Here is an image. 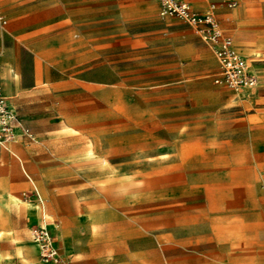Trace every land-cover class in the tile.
Instances as JSON below:
<instances>
[{
  "label": "rangeland",
  "instance_id": "obj_1",
  "mask_svg": "<svg viewBox=\"0 0 264 264\" xmlns=\"http://www.w3.org/2000/svg\"><path fill=\"white\" fill-rule=\"evenodd\" d=\"M142 1L0 0V44L25 49L24 77L33 50L52 55L35 86L54 106L24 107L58 120L15 127L43 203L8 172L0 191L44 204L60 256L41 260L40 217L4 198L0 264H264V0H204L257 76L252 95L224 88L236 106H214L213 55L191 26Z\"/></svg>",
  "mask_w": 264,
  "mask_h": 264
},
{
  "label": "crops",
  "instance_id": "obj_2",
  "mask_svg": "<svg viewBox=\"0 0 264 264\" xmlns=\"http://www.w3.org/2000/svg\"><path fill=\"white\" fill-rule=\"evenodd\" d=\"M187 2L190 7L200 13L206 12L204 11L208 6H205L204 0H194L193 2ZM143 8L147 11H151V9L157 8V14L159 17H161L158 13L159 10V5L157 2L154 0H143L142 1ZM192 5V6H191ZM214 6L209 4V7ZM214 12V11H213ZM166 17V16H165ZM191 28L194 30L195 34L200 38V36L197 34L195 29L191 26ZM223 29V28H222ZM226 34H228L231 38L232 36L225 30L223 29ZM16 35L20 36L22 35L21 33H17ZM201 39V38H200ZM202 40V39H201ZM233 40V38H232ZM204 41V40H202ZM205 42V41H204ZM207 45L209 51L213 55V52L211 48L208 46V44L205 42ZM234 44V41H233ZM0 92L1 94L3 93V96L6 98V102L8 104V107L17 115V120H18V125L21 127H34V126H48V125H56L58 124L57 119H53L51 115L48 113L49 112V107L44 109L40 108V113L36 112V110H26L24 106H54L53 102V97L54 94L51 92L50 89H45V88H37L35 85L39 83H45L42 80V72L44 69L49 70V63H53L50 57H52L51 53L44 51L42 49H39V47L35 50H33V63H32V70L31 71V76L30 77H24V70H26L27 63H26V55H25V49L18 45V42H15V40H2L0 44ZM235 47V45H234ZM242 56L246 58V56L242 53H240ZM178 57L183 58L186 57V51L185 50H178ZM23 58V59H22ZM45 58V59H44ZM55 61V60H53ZM211 64L215 66L214 73L212 74V82L216 86L214 89L207 88V93H210L214 95V106H236L235 103V98L234 96L227 91L224 88H227L223 85L216 84L214 82V77L218 73V64L215 59V56L213 55V60L210 59ZM56 66V65H55ZM57 67V66H56ZM58 69V68H57ZM187 72V71H186ZM184 71H181V75L183 76ZM48 76V75H47ZM257 88H251L249 94H243V95H252L253 90ZM229 89V88H227ZM222 100V104L219 105L217 103L218 101ZM72 106V105H71ZM45 111V112H44ZM39 113V115H37ZM41 113H47L46 115H42ZM56 123V124H55ZM61 124H66L64 121H59V126ZM67 125V124H66ZM19 139L16 138L15 140L10 141L7 144L6 148H0V158L1 156H5L7 158L6 154L10 155L11 157L14 156L13 153L10 151L14 147V149H20L22 153L24 154L26 160L30 161L31 158H33V153L29 152V149L27 146H23L24 149L26 150V154L24 150L15 145L14 143L18 141ZM22 145V144H21ZM9 159V158H7ZM13 162V161H12ZM10 160L8 161L7 164L12 163ZM31 162V161H30ZM15 163V162H13ZM1 165V164H0ZM20 165V166H19ZM25 165L28 166L29 164L27 161L25 162ZM31 165L33 168L36 169L38 174L43 173L42 169L36 168L32 162ZM17 166V164H16ZM30 170L29 172L32 175L31 172V166L29 165ZM1 168V166H0ZM17 170L19 172V175L21 178H23L24 185H26V179L21 171L24 173V170L22 169L21 163L19 162L17 166ZM25 174V173H24ZM26 175V174H25ZM27 179L30 181L28 176L26 175ZM7 183L9 185V178H7V175L1 171L0 169V182ZM37 184V183H36ZM38 185V184H37ZM22 186V187H23ZM13 186L9 187L12 188ZM16 188V187H14ZM20 188V187H17ZM36 193L38 194V197L40 196L37 190L34 188ZM40 201L42 200L41 197H39ZM43 203V200L41 201ZM43 221L46 224V218L43 219ZM41 222V218L39 223Z\"/></svg>",
  "mask_w": 264,
  "mask_h": 264
},
{
  "label": "built area",
  "instance_id": "obj_3",
  "mask_svg": "<svg viewBox=\"0 0 264 264\" xmlns=\"http://www.w3.org/2000/svg\"><path fill=\"white\" fill-rule=\"evenodd\" d=\"M159 5L161 17L174 16L192 26L202 40L211 48L218 64V73L214 82L231 90L239 88H254L257 76L251 70L250 62L234 47L232 38L218 24L211 6L206 12L193 10L184 0H154ZM228 3L229 7L234 6ZM2 24L6 20L0 17ZM18 124L17 115L8 107L6 98L0 92V148L15 138V127ZM39 248L40 258L44 262L58 263L59 254L47 227L39 226L32 235Z\"/></svg>",
  "mask_w": 264,
  "mask_h": 264
},
{
  "label": "bare ground",
  "instance_id": "obj_4",
  "mask_svg": "<svg viewBox=\"0 0 264 264\" xmlns=\"http://www.w3.org/2000/svg\"><path fill=\"white\" fill-rule=\"evenodd\" d=\"M250 90H251V88L244 87V88H239L237 91H240V92H243V93H250ZM67 130H69V131L72 130V132H74L75 134L78 135L77 136V139H78L77 145H80V144H83L84 145L83 146V149H84V153H83L84 154V159H91V158L96 157V151L94 150L93 143L91 142V140L88 137L83 136V132H81V130L78 131L76 129H72V128H70L66 124H61L60 125V134H61V131H67ZM15 139L16 138H14L13 140H15ZM10 151L14 155V156H12V159H13V161L15 163H13L11 161L12 163H9V164H4V163L1 164L0 165L1 166V168H0L1 171L8 172L12 177H14V178H20L21 179V177L19 175V172L17 170V166H18V164L20 162L21 163V166H22V169L24 170V173L28 176V178L30 179V181L27 179L26 175L22 171H21V173L30 182V184L33 187V189L35 188L37 190V192L39 193L38 185L36 184V182L34 181L31 173L29 172L30 167H29V165L28 166L25 165L26 158H25L24 154L20 151V149H14V147L12 149H10ZM16 164H17V166H16ZM4 198L7 200V202L9 203V205L16 206L19 212L31 211L32 214L38 215L41 218V222H40L39 225L42 226V227H47V225L43 221V219H45L46 218V215H47V212L45 210L44 204H43L44 207L42 205H39V204L38 205H33V204L30 205V204H27V203H25L23 201H19V199L17 197L13 196L9 192H5V191L1 192L0 191V200H3ZM56 200L59 203V200L58 199H56ZM58 205L61 207L60 204H58ZM61 210H63V209H61ZM35 245H36V247L38 246L37 244H35Z\"/></svg>",
  "mask_w": 264,
  "mask_h": 264
}]
</instances>
